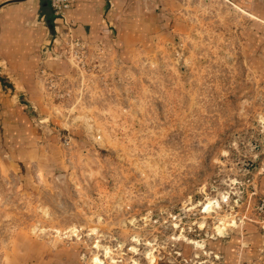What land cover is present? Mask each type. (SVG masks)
<instances>
[{"label":"rangeland","instance_id":"374dc122","mask_svg":"<svg viewBox=\"0 0 264 264\" xmlns=\"http://www.w3.org/2000/svg\"><path fill=\"white\" fill-rule=\"evenodd\" d=\"M170 1L155 2V30L88 42L68 26L36 92L1 77L14 101H0V264H242L248 227L264 236L250 17L230 0Z\"/></svg>","mask_w":264,"mask_h":264},{"label":"crops","instance_id":"0c3cea01","mask_svg":"<svg viewBox=\"0 0 264 264\" xmlns=\"http://www.w3.org/2000/svg\"><path fill=\"white\" fill-rule=\"evenodd\" d=\"M174 1L170 2L174 4ZM155 2L157 0H76L67 10V21H63L54 15L49 0H0V91L3 92L1 77H5L10 79L15 90L36 92L34 75L39 63L43 58L46 64L57 65L60 61L51 51L43 53L44 47L48 42H53L54 50L61 47L70 39V27L75 39L88 42L102 39L104 32L110 31L112 26L130 30L157 29L159 19ZM230 2L238 8L242 6L250 17L247 58L253 65L260 64L258 68L264 77V0ZM146 36L130 35L120 38L118 43L122 48L126 44L142 43ZM0 101L4 106H10L14 100L5 96ZM260 189L264 195V177ZM248 229L252 236L247 237V246L240 252L241 262L264 264V250H260L264 236L255 226Z\"/></svg>","mask_w":264,"mask_h":264},{"label":"built area","instance_id":"2783aa9c","mask_svg":"<svg viewBox=\"0 0 264 264\" xmlns=\"http://www.w3.org/2000/svg\"><path fill=\"white\" fill-rule=\"evenodd\" d=\"M52 1L56 9V14L63 16L65 14V11L71 7L74 0H52ZM56 2H58L57 5Z\"/></svg>","mask_w":264,"mask_h":264},{"label":"bare ground","instance_id":"6f19581e","mask_svg":"<svg viewBox=\"0 0 264 264\" xmlns=\"http://www.w3.org/2000/svg\"><path fill=\"white\" fill-rule=\"evenodd\" d=\"M224 232H225V230L221 231L220 233H224Z\"/></svg>","mask_w":264,"mask_h":264}]
</instances>
